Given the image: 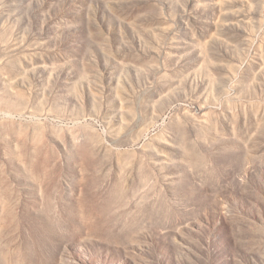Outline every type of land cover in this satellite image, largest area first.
<instances>
[{
    "label": "rangeland",
    "instance_id": "1",
    "mask_svg": "<svg viewBox=\"0 0 264 264\" xmlns=\"http://www.w3.org/2000/svg\"><path fill=\"white\" fill-rule=\"evenodd\" d=\"M0 264H264V0H0Z\"/></svg>",
    "mask_w": 264,
    "mask_h": 264
}]
</instances>
